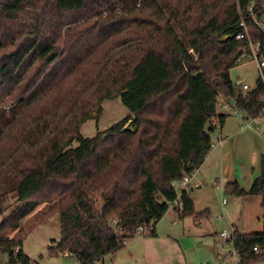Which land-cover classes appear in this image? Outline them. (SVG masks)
<instances>
[{
  "label": "trees",
  "instance_id": "16d2710c",
  "mask_svg": "<svg viewBox=\"0 0 264 264\" xmlns=\"http://www.w3.org/2000/svg\"><path fill=\"white\" fill-rule=\"evenodd\" d=\"M250 2L0 0V253L11 264H30L24 240L55 214L58 247L81 264L115 253L165 215L178 197L173 182L203 164L214 122L227 118L221 96L264 116L261 80L245 91L230 77L243 44L229 53L235 44L219 41L238 3ZM250 33L264 42L253 22ZM116 97L131 114L85 137L83 124ZM260 169L249 189L234 181L225 191L264 200V154ZM180 198V217L207 214L187 189ZM235 245L242 264L264 260V231H238Z\"/></svg>",
  "mask_w": 264,
  "mask_h": 264
},
{
  "label": "rangeland",
  "instance_id": "374dc122",
  "mask_svg": "<svg viewBox=\"0 0 264 264\" xmlns=\"http://www.w3.org/2000/svg\"><path fill=\"white\" fill-rule=\"evenodd\" d=\"M167 52L173 54L176 49ZM251 58L248 56L230 70L234 84L237 85L240 81L251 88L256 87L259 74L257 65ZM130 114L121 97L105 100L103 111L100 114L95 113L94 118L87 120L81 132L85 137L104 133ZM132 121L133 119L129 120L125 128L134 130ZM260 123V119L256 120L250 128L230 141L222 155L219 154L216 159H211L205 165L208 169L207 175H200L193 180L189 193L194 198L195 210L207 211L204 217H179L178 211L170 207L156 224L151 223L156 225L155 234L145 235L137 231L125 241L124 247L104 256L95 264H217L222 253L220 232L230 231L233 226L243 233L263 232L262 195L236 196L225 191L231 178L229 169L234 172V176L239 177L242 186L251 185L260 174V154L257 156V164L253 160L258 152L264 150V147L259 145L261 140L264 142V138L256 129ZM217 131L212 132L214 144L210 152L217 148ZM78 145L74 140L69 147ZM249 172H253L252 175H249ZM198 181L202 185L200 188ZM224 198L227 200L226 204L223 203ZM14 203L15 199L10 198L7 205L13 206ZM1 220L2 218L0 222ZM14 233L11 231L10 235ZM60 239V215L55 214L25 238L22 249L28 257L40 264H81L73 255L70 256L56 247ZM0 264H11L8 254L0 253Z\"/></svg>",
  "mask_w": 264,
  "mask_h": 264
},
{
  "label": "built area",
  "instance_id": "2783aa9c",
  "mask_svg": "<svg viewBox=\"0 0 264 264\" xmlns=\"http://www.w3.org/2000/svg\"><path fill=\"white\" fill-rule=\"evenodd\" d=\"M237 9V18L233 22V24H231L229 29L224 32L223 35L220 37V45L222 46V40L224 41V44L229 42L234 43L235 48L232 50V52H229L234 53L237 49L241 48L240 44H243L242 54L239 61L241 62L243 59L247 58L248 56H251V60L254 61L257 65L256 67L258 70L259 79L264 84V42L260 39L254 40L250 33V22H253V24L256 26V29H258L261 33L264 34V0H251L246 9L242 8L240 6V3H238ZM221 53L222 56L229 54L228 52ZM237 85L241 86L245 91L254 89L247 84H242V82L240 81H238ZM228 106H230L229 103ZM261 118L263 120L262 132L264 133V116ZM251 125H253V123ZM197 171L198 169L186 172L181 180L173 182V185L175 186L176 190H178L179 186H182L184 189H188L191 186L194 178L196 177ZM180 196L181 193H178L177 199L170 203V207L178 209L179 212H182L184 206ZM226 202L227 200L224 198L223 203L226 204ZM153 229V225L145 224L140 226L137 231L139 233L148 235ZM115 231L117 233H120L121 228L116 227ZM237 232L238 229L236 226H233L230 231L220 232L219 236L222 243V253L217 264H242V254L239 248H237L235 245V237ZM255 249L257 250L258 247ZM30 264L40 263L31 260ZM254 264H264V260Z\"/></svg>",
  "mask_w": 264,
  "mask_h": 264
},
{
  "label": "crops",
  "instance_id": "0c3cea01",
  "mask_svg": "<svg viewBox=\"0 0 264 264\" xmlns=\"http://www.w3.org/2000/svg\"><path fill=\"white\" fill-rule=\"evenodd\" d=\"M228 103L230 104V106H228ZM217 110H218L219 114H226L227 118L225 120V123L222 126L218 125L217 120L214 122V124L216 126L215 130H218L217 135H216L217 140H216V146H215L217 148L212 150L208 154V156L206 157L203 164L198 168V171H197L198 173L196 174L195 178H198L200 175L203 176L204 174H206L208 172V169L205 168V165L211 159H216L219 154L222 155V152L224 151V149L229 146L230 141H233L234 138L237 137L242 131H245L246 129L250 128L252 126L251 124L256 123V120H258V119L261 120V123H260L261 125L260 126L257 125V127H256L257 133L264 138V133L262 132L263 131V120H262V118L251 119L241 109H238L235 107V99L221 96L219 98ZM215 130L213 132H215ZM213 144H214V142H213ZM213 144H212V146H213ZM259 145L261 148L264 147L263 140H261L259 142ZM259 154H260V156H262L264 154V150H261L260 152H258L257 155L254 156L253 160H254V162H256V164L258 163L257 156ZM260 163H261V158H260ZM229 173H230L231 178H230V181H228V182L238 181L240 183L239 177L234 176V172L232 170L229 169ZM252 173L253 172H249L248 174L252 175ZM240 178H242V176ZM253 181H252V183H253ZM197 184H199L198 188H200L202 186V185H200V181H198ZM240 185L242 186L241 183H240ZM251 185H249V186L244 185L242 187L245 189H249L251 187ZM189 189H190V187L187 189V192H189ZM183 190H184V188L181 186L180 190L179 191L177 190V192L182 193ZM191 197H192V195H191ZM192 199H193L194 206H195L194 198L192 197ZM178 216L180 217V214H178ZM69 255L72 256L71 254H69Z\"/></svg>",
  "mask_w": 264,
  "mask_h": 264
},
{
  "label": "water",
  "instance_id": "95a60500",
  "mask_svg": "<svg viewBox=\"0 0 264 264\" xmlns=\"http://www.w3.org/2000/svg\"><path fill=\"white\" fill-rule=\"evenodd\" d=\"M59 245H57L56 247H58Z\"/></svg>",
  "mask_w": 264,
  "mask_h": 264
}]
</instances>
